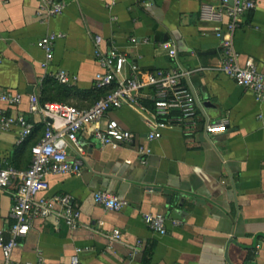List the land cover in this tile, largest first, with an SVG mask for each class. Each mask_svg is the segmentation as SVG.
<instances>
[{
    "label": "crops",
    "instance_id": "0c3cea01",
    "mask_svg": "<svg viewBox=\"0 0 264 264\" xmlns=\"http://www.w3.org/2000/svg\"><path fill=\"white\" fill-rule=\"evenodd\" d=\"M56 1L65 8L48 17L38 13L42 0H0V97L22 94L18 104L0 98V109L30 125L22 142L19 124L0 127L2 166L28 168L31 148L45 133L42 115L29 110L31 95L86 108L111 90L97 86V74L104 71L95 55L97 34L105 50L116 46L126 53V74L131 62L144 71L192 70L186 82L200 105L194 123L170 125L154 141L147 139L145 117L130 106L110 110L102 123L117 119L135 133L132 143L102 147L91 128L82 131L81 173L50 174L49 189L41 193L72 194L80 225L35 218L9 264L41 255L46 264H264V100L218 68L220 32L228 22L221 0ZM52 31L65 35L55 40L54 57L46 63L41 39ZM166 41L176 44V57ZM235 44L242 64L253 57L264 69V0L242 16ZM61 70L68 73L66 83L57 76ZM150 93L142 92L152 111ZM223 118L229 119L224 131H207L208 121ZM140 146L147 151L140 153ZM17 188L0 187V231L7 238ZM98 190L128 204L105 209L95 200ZM146 213L164 214L167 232L153 230ZM114 230L122 239L112 243L107 233ZM139 240L144 246L134 250ZM0 264H7L1 248Z\"/></svg>",
    "mask_w": 264,
    "mask_h": 264
},
{
    "label": "built area",
    "instance_id": "2783aa9c",
    "mask_svg": "<svg viewBox=\"0 0 264 264\" xmlns=\"http://www.w3.org/2000/svg\"><path fill=\"white\" fill-rule=\"evenodd\" d=\"M228 22L222 29L223 56L218 68L235 79L240 85L252 89L258 99L264 100V69L260 68L253 57H248L242 64L240 53L235 44V33L241 25L242 16L256 8L258 0H221ZM114 4V1L112 2ZM111 5V4H110ZM65 4L56 0H42L40 15L48 17L61 13ZM64 33L52 31L41 39V45L46 52V63L54 57V42ZM147 40V39H144ZM131 41L138 42L137 37ZM95 55L104 71L97 74V86L100 88L112 86L111 90L86 108L59 102L42 101L39 96L31 95L29 110L31 113L42 115L46 129L43 137L32 146V158L28 168L21 169L14 165L0 164V187L18 184L11 210L14 222L9 228V237L0 231V248L6 263H11L12 252L18 245V239L28 234L33 220L37 217H54L57 221L65 222L71 228H77L81 221V210L75 203V197L70 193L41 194L49 189L50 174H78L84 166L86 148L80 133L86 129L93 131L95 139L102 147L130 144L135 139V133L123 127L115 118H108L103 124L105 115L112 109L123 106L133 107L146 119L149 126L147 139L154 141L163 136V129L175 123H194L199 107V97L186 80L190 79L193 71L178 67L157 71H144L137 63L131 62L129 74L125 73L128 57L116 46L103 48L104 38L97 34L94 37ZM169 49V55L176 57L177 46L172 41L164 43ZM60 81L68 82V73L61 70L57 73ZM151 89L153 110H148L143 102V90ZM2 101L18 104L22 94L11 91L5 92ZM2 129H9L19 124L22 129V142L30 133V125L24 119H17L0 109ZM229 119L208 121L206 129L209 133L224 131ZM138 151L147 150L140 146ZM95 200L105 209L120 210L128 204L126 198L107 191L95 192ZM149 226L161 233L167 232L166 216L161 213H146ZM110 241H120L122 233L118 230L107 233ZM264 243V242H263ZM144 242L139 240L134 250H140ZM77 263L74 259L73 264ZM17 264H46L41 255L37 261H27Z\"/></svg>",
    "mask_w": 264,
    "mask_h": 264
},
{
    "label": "water",
    "instance_id": "95a60500",
    "mask_svg": "<svg viewBox=\"0 0 264 264\" xmlns=\"http://www.w3.org/2000/svg\"><path fill=\"white\" fill-rule=\"evenodd\" d=\"M32 92V91H31Z\"/></svg>",
    "mask_w": 264,
    "mask_h": 264
}]
</instances>
